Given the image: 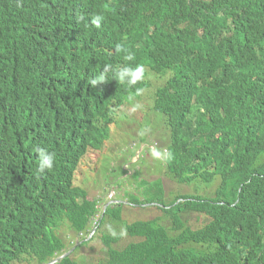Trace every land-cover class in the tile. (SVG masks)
Segmentation results:
<instances>
[{"label": "trees", "instance_id": "16d2710c", "mask_svg": "<svg viewBox=\"0 0 264 264\" xmlns=\"http://www.w3.org/2000/svg\"><path fill=\"white\" fill-rule=\"evenodd\" d=\"M40 1L8 0L0 10L7 40L0 77L20 42L45 37L53 44L50 30L69 22L74 34L63 33L60 48L71 61L52 60L45 74L33 73V84H21L34 86L28 103L7 106L12 86L0 79V264L52 261L69 249L57 231L67 220L77 234L88 230L98 200L77 191L75 171L90 149L112 140L130 103L126 85L110 80L93 88L90 80L114 66L104 63L116 55L151 51L153 58L131 63L146 68L137 97H146L166 131L160 135L164 146L154 147L167 149L173 159L151 163L148 175L155 171L160 181L177 175L180 189L203 185L204 191L193 203L170 188L176 198L165 213L169 222L163 214L134 222L128 226L133 241L122 248L112 247L117 236L104 241L108 258L98 264H264V0H140L142 14L129 21L122 5L130 0H59L53 15L31 11L48 5ZM139 21L154 28L151 35L130 25ZM22 58L31 69V52ZM44 82L53 93L42 88ZM23 112L28 115L22 123L15 116ZM38 148L55 154L52 171L37 172ZM140 176L136 169L129 185L145 186ZM114 183L106 175L103 191ZM215 184V196L207 197L205 189ZM242 186L244 193L234 197ZM47 189L60 200H45ZM121 208L109 206L101 225L121 221ZM87 242L95 241L82 244ZM78 249L54 264H80Z\"/></svg>", "mask_w": 264, "mask_h": 264}, {"label": "clouds", "instance_id": "9594fccd", "mask_svg": "<svg viewBox=\"0 0 264 264\" xmlns=\"http://www.w3.org/2000/svg\"><path fill=\"white\" fill-rule=\"evenodd\" d=\"M40 2H46L48 5L45 7H35L31 6V11L37 9L41 10H47L51 15H53V12L56 8L59 6V0H41ZM8 0H0V10L7 7ZM39 4V3H38ZM37 4V5H38ZM124 8H126L130 15L128 17V21L132 16H139L143 12V7L145 6L144 3L140 2V0H130L125 1V3L122 5ZM94 23L99 26V18H95ZM69 26L65 27H59L57 29H51L50 32L53 37V44L46 41L45 37H43L40 41V43L37 42V39L34 38H28L26 41H22L19 43V45L16 47L14 53L8 60L7 64L4 67V71L0 79H3L6 83H9L10 86L7 88L8 91V98H7V106L11 105L12 103H19L24 104L31 101V98L33 97V87H25L24 85H21L23 83L26 84H33V73L34 72H41L46 73L47 67L49 63L52 60H55L57 62H61L63 60L71 61L69 58H64L62 53H66L64 50L60 48V36L64 33L66 35L74 34L75 27L72 23L69 22ZM132 27H136L138 29L144 30L145 32L151 33L154 31L153 29H148L146 24L139 21L135 26L130 24ZM158 26V25H157ZM156 26V27H157ZM5 31L0 27V62L1 57L5 51V45H6V39H5ZM122 39H128V35H123ZM122 51H127L125 49H121ZM25 51H30L33 56V64L32 68H29V65L23 61L22 55ZM154 51L145 53V54H133L131 52H127V54H119L113 57L112 59L108 60L104 63V65H107L111 62H113L114 66H106L104 71H102L99 75L95 76L90 80V85L95 88L99 84L115 80L118 82V84L126 85L127 89L129 90V95L127 96V99L129 102H134L135 98L137 96L142 95L144 89L140 87H136L137 84L142 83L146 79V68L143 64H136L134 67L131 65V63L135 61H141L143 63V58L145 56H155L153 54ZM123 60L127 61V63L123 62ZM44 80V79H43ZM42 88L46 91H49L50 93H53V90L51 86L44 82L42 83ZM134 89V91H132ZM27 96H30L28 98ZM140 104L134 103L133 104V110L136 108H139ZM28 112H23L22 114H19L15 116L17 119H19L22 123L27 118ZM113 132V129H112ZM110 141H105L103 145L106 143H109ZM102 149V148H101ZM92 150H100V149H90L88 153ZM39 153V159H38V166H37V172L39 174H45L46 171L50 172L54 169L56 158L55 154L47 151L43 148L37 149ZM88 153L83 157L81 162L79 163V166L77 170L75 171V179L73 185L77 187L78 190H83L87 193V199L92 200L94 198H97V214L92 218L91 225L86 231H81L79 234H77L72 227L70 221H65L61 223L57 231L59 230V227L61 225H66L68 227V230H70L71 234L68 239H65L67 242V245L69 249L63 250L61 253H57L55 258L46 263V264H54L57 261V259L61 256H67L71 254L77 247L75 246V240L77 238H82V243L88 241V240H94L95 242H109L110 238L114 235H111L109 238L105 239L104 233L101 231L103 225L100 223V219L103 216V214L107 211L109 206L117 207L122 206V218L121 221L117 220V223H123L127 227V232L131 236L130 230L128 228L132 227L134 222L141 223L144 221H152L155 219V217L158 214H163L165 216V222H169L166 218V210H169L171 208V202L176 197L169 196V190L170 188H175L177 190V195L180 194H187L191 198V202L196 203L197 199L194 198L195 195L202 194L203 195V185L200 190L193 189L190 185H186L179 188L178 185V179L179 176L176 175V179H169V180H159V179H153L152 182L151 179H147L146 176L148 175V171L150 168V164H146L145 170L147 172L141 171L140 180L141 182L145 179L147 184L143 187L137 186V182L134 186H130L129 182L127 180L128 177H125L122 179V184L125 183L127 187H130L131 190L126 189L124 191V195L121 197L117 196V190L110 187V189L107 192L101 191L102 194H98L95 196H91L88 190V187L84 184H78V177L80 173L82 174L80 181L82 183H87V179L84 177V168L87 165V163L92 162V156H89ZM137 155V154H136ZM139 156V155H138ZM151 156L154 160L160 161V162H170L173 159V154L168 151L167 149L161 150L159 148H152L151 149ZM141 159V156H139ZM116 165L112 168L114 169V175H123L125 173H128L127 170L123 169L120 165L122 164V156L119 154H116L114 159ZM111 169V170H112ZM110 170V171H111ZM109 171H107L108 173ZM106 173V175H107ZM134 175V174H133ZM108 176V175H107ZM128 176V175H127ZM132 176V175H131ZM131 176L129 178V181L131 180ZM218 187V184H215L212 186L211 189H205V195H208L207 197L212 198L215 196V191ZM245 189L242 186L239 191H236L234 194V197L237 195H240L244 193ZM127 193H133L136 200H132ZM43 198L50 203H55L56 201L60 200V196L51 189H47L44 191ZM183 199H179L177 201L180 202ZM78 202H83V199H79ZM238 202V201H237ZM103 204L105 207L103 208ZM125 207L132 208L134 210V213L136 215V218L133 219L131 222H124L123 221V212L125 211ZM142 210V211H139ZM152 210L153 212H150L149 210ZM188 215H186L187 217ZM134 237V236H133ZM88 243V242H87ZM114 242H112L113 244ZM73 248V251L72 249ZM1 250V249H0ZM4 253L0 252V260L3 258Z\"/></svg>", "mask_w": 264, "mask_h": 264}, {"label": "rangeland", "instance_id": "374dc122", "mask_svg": "<svg viewBox=\"0 0 264 264\" xmlns=\"http://www.w3.org/2000/svg\"><path fill=\"white\" fill-rule=\"evenodd\" d=\"M145 98L136 97L134 102L128 103L113 127L112 140L106 143L102 149L89 152L88 155L93 157V161L87 163L84 168V177L87 179V183L80 181L81 173L77 182L87 186L91 196L102 194V184L106 179L107 171H109L107 175L112 180V183L115 182L111 184V187L116 189L117 196L121 197V192L124 195L123 190H131L125 183L122 184V179L128 177L127 180L130 182L129 178L135 173L136 169L147 172L145 170L146 164L151 166L154 162L156 163L157 160L152 158L149 149L154 148L155 144L164 146L165 141L160 135L166 133V131H163V126L158 121L159 115L155 114V111L150 109V106L145 103ZM134 103L140 104V107L133 110ZM148 141H153V144L150 145ZM116 154L122 156V164L120 166L127 170L128 173L115 176L114 172L110 171L116 165L114 161ZM138 155L141 156V159ZM151 174L153 177L147 175L146 178L153 180L154 177H159V175H155V171ZM104 207L105 205L103 204ZM139 211L142 210L138 209ZM149 211L153 212L151 209ZM134 218H136L134 210L125 207L123 221L128 223L133 221ZM101 231L104 235L112 234L119 237L118 242L112 244V247L115 248H122L134 239L133 236L128 234L127 227L122 222L114 224L107 221ZM58 232L65 239H68L71 234L66 225H61ZM74 245L79 246V249L75 252V257L80 261V264H98L100 259L101 262L108 258L110 247L105 242L82 244V238H77ZM71 249L73 251V248ZM16 264L21 263L17 262Z\"/></svg>", "mask_w": 264, "mask_h": 264}, {"label": "water", "instance_id": "95a60500", "mask_svg": "<svg viewBox=\"0 0 264 264\" xmlns=\"http://www.w3.org/2000/svg\"><path fill=\"white\" fill-rule=\"evenodd\" d=\"M63 257H65V256L63 255V256L59 257V258L57 259V261L60 260V259L63 258Z\"/></svg>", "mask_w": 264, "mask_h": 264}]
</instances>
